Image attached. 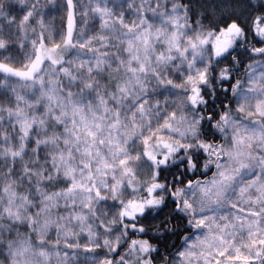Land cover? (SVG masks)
<instances>
[{
  "label": "clouds",
  "instance_id": "1",
  "mask_svg": "<svg viewBox=\"0 0 264 264\" xmlns=\"http://www.w3.org/2000/svg\"><path fill=\"white\" fill-rule=\"evenodd\" d=\"M0 264H264V0H0Z\"/></svg>",
  "mask_w": 264,
  "mask_h": 264
}]
</instances>
